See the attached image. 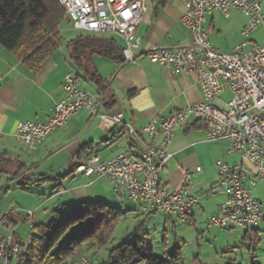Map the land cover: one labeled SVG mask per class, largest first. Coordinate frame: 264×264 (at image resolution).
I'll return each mask as SVG.
<instances>
[{"label":"crops","instance_id":"obj_1","mask_svg":"<svg viewBox=\"0 0 264 264\" xmlns=\"http://www.w3.org/2000/svg\"><path fill=\"white\" fill-rule=\"evenodd\" d=\"M260 1L264 14V0ZM182 3L181 0H146L147 10L135 31L140 39L141 48L188 40L189 34L182 21L185 10ZM246 24L247 18L237 10H232L226 17L215 9L207 15L203 25L209 43L214 48L232 52L242 41L241 32ZM79 34L85 32L80 31L76 36ZM101 38V51L94 49L87 52L82 64L90 73L95 72L99 76L104 90H101L90 75L71 59L69 40L66 56L59 52L60 45L40 62L36 69L29 67L0 45V153L6 152L12 159V164L18 163L15 169L25 165L24 172L20 175H12L15 169L7 173L16 180L19 187L14 193L15 197L10 200H6L8 194L0 197V213L4 214L0 226L5 230L11 232L14 229L15 233L18 219L23 221L20 216L25 210L31 209L34 218L38 210L56 198L59 200L55 208L61 204L76 205L82 201H101L127 210L128 214L133 216L136 213V217L137 215H141V218L146 217L139 202L115 198L110 181L103 177L85 176L75 172L74 166L85 161L92 153H97L101 159L106 160L121 151L134 152L135 148L126 136L127 126L146 125L154 118L168 115L174 107L185 108L187 104L201 102L202 92L193 73H173L170 69L150 62L146 57L124 61L120 38L116 34H105ZM251 41L264 44V29L255 31L251 35ZM71 67L76 69L81 88L99 99V114L89 117L85 109H80L64 126L48 135L36 148L29 149L14 137V129L21 121L44 122L48 119L54 104L65 97L62 88L63 76ZM229 94L228 90H223L215 99V104L222 106L229 99ZM116 114H121V122H113L102 117ZM83 146H87L86 152L82 153L81 158L75 156ZM136 146L140 147L141 144L138 143ZM228 147L227 140H207L205 124L192 115L174 129L169 145L172 157L159 175L171 189H177L182 184L184 170H193L195 166H201L202 171L194 175L190 188L191 193L197 196L191 210L197 231L203 224L205 226L207 219L216 213L218 206L227 196L224 188L219 185L215 161L220 159L230 165H242L250 171L253 169L249 162L242 161L237 154L231 153ZM59 155L62 160L61 166L55 165L49 173L29 178L30 172L37 170L35 168L39 166V161L43 159L53 161L59 159ZM25 156L29 166L19 161L20 157ZM7 174L2 173L0 179ZM79 174L82 177H78ZM42 176L51 177L48 183L56 181L48 196H44L43 191L39 192L29 185L43 187L45 182L40 184L31 182ZM24 177L30 180L26 181ZM101 179L106 184L105 188L103 185H97ZM259 181L264 179H258L254 186L247 181L244 184L251 195L260 201L264 210L260 194L257 195L256 185ZM2 188L5 189L6 185ZM164 215L165 219L171 217L165 213ZM38 224L45 222L38 221ZM212 230L213 236L227 235L221 244L216 245V256L224 255L229 252L230 247L235 246L231 245L230 240L235 235L240 239V244L248 249L252 264H257L259 256L255 248L260 240L259 234L264 232V224L252 228H205L206 232ZM165 255L167 253L161 257Z\"/></svg>","mask_w":264,"mask_h":264},{"label":"built area","instance_id":"obj_2","mask_svg":"<svg viewBox=\"0 0 264 264\" xmlns=\"http://www.w3.org/2000/svg\"><path fill=\"white\" fill-rule=\"evenodd\" d=\"M181 1L188 40L143 49L135 31L147 10L146 0H59L73 28L85 33L116 34L122 41L124 61L146 57L173 73H193L203 96L201 102L174 107L168 115L154 118L146 125L127 126L126 136L134 152L121 151L106 160L92 153L77 163L74 171L107 179L118 200L139 202L144 214L160 211L192 226L195 221L191 210L197 196L190 188L194 175L201 173V166L184 170L177 189H171L159 175L172 157L169 145L175 127L192 115L205 124L207 140H227L229 151L253 166L250 171L242 165L215 161L219 185L227 196L204 228L256 227L264 224V210L244 183L254 186L258 179H264V44L251 41L255 31L264 29L262 4L260 0ZM215 9L226 17L237 10L247 18L242 41L232 52L220 51L209 43L203 24ZM62 88L65 97L54 104L46 121H21L14 129V137L29 149L36 148L80 109H85L89 117L99 114V99L81 88L75 68L64 74ZM225 89L230 97L218 106L215 99ZM102 117L121 122V114ZM138 143L140 147L136 146ZM32 216L31 209L27 210L23 220H31ZM3 217L0 213V223ZM32 226L30 222L29 227ZM13 235L14 229L10 235H0V264H25L31 239L25 243L13 239ZM73 264H92V260L81 255Z\"/></svg>","mask_w":264,"mask_h":264},{"label":"trees","instance_id":"obj_3","mask_svg":"<svg viewBox=\"0 0 264 264\" xmlns=\"http://www.w3.org/2000/svg\"><path fill=\"white\" fill-rule=\"evenodd\" d=\"M63 8L59 0H0V45L36 69L62 43L63 37L58 26L63 20H68ZM102 35L79 34L68 44L74 63L82 67L104 90L99 76L95 72L90 73L82 64L87 52L94 49L101 51ZM86 149L87 146H83L75 156L81 158ZM11 164L12 159L8 154L0 153V175L7 174ZM24 169L25 165H21L12 175H20ZM47 181H51L50 176H42L31 182L40 184ZM127 212L101 201L58 205L49 223H33L30 228L31 246L25 254V264H67L70 259L86 252H91L93 256L108 243L117 222ZM150 214L147 213L146 217ZM65 234L69 235L67 242L59 245ZM129 238L131 236L111 247L107 258L109 264H175L181 259L178 245L165 257L156 255L147 232L140 227L134 230L131 241Z\"/></svg>","mask_w":264,"mask_h":264},{"label":"rangeland","instance_id":"obj_4","mask_svg":"<svg viewBox=\"0 0 264 264\" xmlns=\"http://www.w3.org/2000/svg\"><path fill=\"white\" fill-rule=\"evenodd\" d=\"M58 29L60 31L61 36L63 37L61 47L59 52H62L64 56L67 55V41L76 36L80 31L73 28L72 24L68 20H63ZM230 97V96H229ZM55 132V131H54ZM53 132V133H54ZM51 135V134H50ZM20 163H25L29 166V162L25 157L19 158ZM18 163H13L9 167V171L14 170L17 167ZM38 167L35 172L32 170L33 173L30 172L29 178H33L34 176H38L39 174L49 173L52 168H55V165L61 166L62 160L55 159L53 161L48 160H41L38 162ZM63 171V170H60ZM78 177H82V175H78ZM55 182H45L43 187L38 185L29 184L31 187H34L35 190L41 192L43 191L44 196H48L49 193L52 191L53 185ZM6 185V188L3 189L2 186ZM97 185H103L105 188L106 184H104V180L101 179L97 183ZM257 186V191L259 197L262 199V203L264 206V181H259ZM18 183L16 180H13L10 175H5L2 179H0V197L7 195L6 200H10L11 198L15 197L14 193L18 190ZM260 192V193H259ZM116 198V197H115ZM59 199L50 200L47 204H45L40 210L37 211L34 218L31 220H23L18 219V224L16 225V230L13 235V239H19L21 242H27L30 238V222L38 221L45 222V224L49 223L53 217V210L55 209V205ZM125 205V204H124ZM121 208H124L121 206ZM53 209V210H51ZM32 211V210H31ZM52 211V212H51ZM27 210L24 211V214H21V218L23 219L26 215ZM133 216L132 214H128V212L119 219L117 222L114 230L112 231L111 239L108 243L98 250L93 256L91 252H86L83 255L89 256L92 260V264H109L108 262V252L111 247H115L123 239H127L128 236L129 241L132 240L133 232L137 228H142L147 232L148 238L150 243L153 246L154 253L156 255H163L165 253L171 252L172 249L178 245L180 248L181 259L175 261V264H213V263H240V264H252L249 251L245 246L240 244V239L233 235L231 240V245H235L228 250L222 256H216L215 254V247L216 245L221 244L224 241V238L227 235L219 234L218 236H213V230L210 232L205 231V226L201 227L198 231L195 229L194 225H187L181 222L177 217L171 216L169 219H165L166 215L163 212L158 211L157 213L151 215L150 217L147 216L145 218H141V215L136 217V213ZM39 218V219H38ZM147 218V219H146ZM33 219V220H32ZM38 219V220H37ZM141 221H144L140 223ZM199 228V227H197ZM203 230L204 232H201ZM239 230V229H237ZM0 235H10V231L5 230L3 227L0 226ZM69 235L65 234L61 240L59 241V245H64L68 240ZM259 241L256 245V254L259 256V260L257 264H264V232L259 234ZM213 238L214 240L212 241ZM164 241V243L162 242ZM76 255V252H75ZM79 257V256H78ZM77 257V258H78ZM77 258L71 259L72 262H68L67 264H73V261ZM223 261V262H222ZM15 264V261L11 262ZM138 264H143V262H139Z\"/></svg>","mask_w":264,"mask_h":264}]
</instances>
